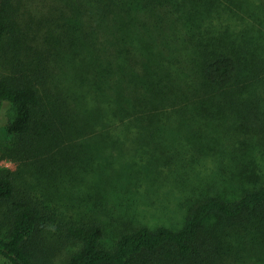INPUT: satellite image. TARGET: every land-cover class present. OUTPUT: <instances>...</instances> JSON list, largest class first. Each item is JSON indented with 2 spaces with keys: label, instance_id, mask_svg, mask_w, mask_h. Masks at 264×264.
Segmentation results:
<instances>
[{
  "label": "trees",
  "instance_id": "1",
  "mask_svg": "<svg viewBox=\"0 0 264 264\" xmlns=\"http://www.w3.org/2000/svg\"><path fill=\"white\" fill-rule=\"evenodd\" d=\"M7 106V134L43 162L110 142L127 152L166 126L162 114L206 108L264 147V0H0ZM247 171L238 197L195 199L179 229L138 226L105 249L100 224L68 225L80 247L64 264H264V180ZM16 190L0 175V204ZM9 218L0 255L40 264L27 241L42 209L19 200Z\"/></svg>",
  "mask_w": 264,
  "mask_h": 264
},
{
  "label": "rangeland",
  "instance_id": "2",
  "mask_svg": "<svg viewBox=\"0 0 264 264\" xmlns=\"http://www.w3.org/2000/svg\"><path fill=\"white\" fill-rule=\"evenodd\" d=\"M15 114L11 106L0 112V175H10L17 188L15 199L0 204V232L9 234L16 202L36 204L42 220L27 246L40 264H64L80 247L67 238L70 224H100L102 247L112 249L121 232L138 226L181 228L197 198L238 197L246 167V176L264 180V147L242 143L244 136L207 108L188 110L183 120L169 111L157 135L129 140L127 152L111 142L94 145L72 164L62 156L43 162L31 147H20L6 130ZM0 264L11 263L0 255Z\"/></svg>",
  "mask_w": 264,
  "mask_h": 264
}]
</instances>
